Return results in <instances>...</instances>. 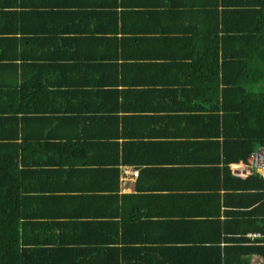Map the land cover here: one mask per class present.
Listing matches in <instances>:
<instances>
[{"label":"trees","instance_id":"obj_1","mask_svg":"<svg viewBox=\"0 0 264 264\" xmlns=\"http://www.w3.org/2000/svg\"><path fill=\"white\" fill-rule=\"evenodd\" d=\"M76 1L58 3L59 11H54L55 4H51V9L38 8L33 15L23 6L0 14V23L8 25L27 19L37 21L31 31L22 30L23 34L30 35L25 38L21 52L11 54L10 51L18 47L11 49L7 38L0 37V264H59L61 261L63 264H216L207 251L195 245L198 239L193 231L194 219H175L173 216L181 215L171 210L168 217H159L167 220H153L167 213L156 215L148 210V201L156 197L150 190L157 186L148 188L139 184L142 175L151 171H140L136 193H119V164L154 163L138 157L149 142L145 137H152L149 134L152 126L144 127L142 116L129 115L138 114L132 112L125 113L120 122V118L108 113L106 107L98 110L99 117L95 119V110L87 107V103L105 99L109 94L107 90L123 94V103L127 99L147 103L159 98L162 102L164 94L169 93L166 89L160 93V84L181 82L165 79L171 72H186L190 87L188 92H183V103L189 104V108L198 105L211 110L181 115L178 124L201 122L199 136L206 142L199 147L206 149V153H217V156L221 153L226 163L247 161L254 150L264 147V0H94V7L107 9L108 16L100 23L108 24L106 22L111 19L121 32H115L109 39L100 38L94 30L88 29L98 21L93 14L96 9L90 6L85 11L81 9L85 5ZM40 4L45 5L44 1ZM144 14L145 18L152 17L153 25L165 26L156 27L151 36L153 46L163 47L168 53L152 56L163 59L156 64L127 63L125 60L119 63L118 58L129 56L124 42L131 35L125 26L128 17L136 21L140 16L144 18ZM48 19L54 25H62L56 26L53 32L44 30L43 27H48ZM130 31H135L133 34L138 36L135 41L141 43L140 38L150 37L151 33L137 28ZM12 32L11 28L0 30L2 34ZM2 34L0 36H4ZM105 40L112 45L113 55L105 49ZM61 49H68L67 54ZM26 54L30 62L27 66L32 63L35 67L36 63L40 69L21 76L24 88L20 91L15 87L20 83L18 65L12 62ZM62 60L68 62L66 66L62 65ZM5 66L16 67L14 77L6 76L12 71ZM130 69L135 72L129 79L125 73ZM120 71L126 78L119 80L116 76L110 82L101 80L103 75L107 77L110 72L119 74ZM52 75H55L52 80L56 85L64 78L67 80L65 88L50 93V96L61 94L57 105L65 102L64 108L55 105L44 108L41 104L33 109L34 86L44 84L46 87L43 79L47 78L50 84ZM39 76L40 82L36 80ZM107 85H110L108 89ZM37 98L45 102L43 95ZM114 106L117 108L116 104ZM57 117L68 122L70 129L66 133L45 136L35 129L43 118ZM128 117L130 122H127ZM205 122L214 130L206 131ZM95 127H99L101 134ZM113 134L114 139H106ZM75 140L82 143V149L75 153L82 159L85 155L88 164L103 156L99 163L110 165L101 169L99 176L91 174V182L84 185V192L98 189L111 192L110 208L116 207V215L124 210L127 200L134 204L132 213H122V222L114 224L115 239L89 232L86 238L73 239L61 233L62 224L56 220V215L66 212L63 206L71 197L61 193L66 191L64 186V190L61 189L62 184L58 185L59 190L53 188L57 185L53 175L63 169ZM92 140H96L99 148L103 147L101 154L87 150L88 141ZM225 168L229 170L228 166ZM186 173L200 176L198 171H185L184 175ZM157 174L153 171L152 175L157 177ZM244 181L240 186L243 193L235 203L241 206L253 202L252 209L247 210L251 217L247 223L238 221L237 226L228 228L223 250L216 245L218 264H264V237L250 235L264 234V178L251 174ZM247 197L252 198L247 200ZM78 222H73V227L68 229L75 230ZM86 227L94 228L95 225ZM175 232L178 236L165 237ZM152 234L162 237L149 238ZM187 234L195 235L193 241L184 238Z\"/></svg>","mask_w":264,"mask_h":264},{"label":"crops","instance_id":"obj_2","mask_svg":"<svg viewBox=\"0 0 264 264\" xmlns=\"http://www.w3.org/2000/svg\"><path fill=\"white\" fill-rule=\"evenodd\" d=\"M42 1H44L45 5L40 4ZM69 1L71 2L72 0H37L36 2H34V0H0V14L14 8H22L23 6L28 8L29 12L32 11L31 13L33 15V12L37 11L38 8L44 7L45 10L43 11L51 9V4H55L54 11H59V7L57 6L58 3H69ZM181 1L182 0H179V2ZM186 1L189 2V0ZM76 2L85 5L81 6V9L87 11L90 6H93L94 0H77ZM94 8L96 10H93V14H95V19H97L98 21L91 24L88 29L94 30L96 36L108 39L112 37L115 32L116 34L121 33L119 30H117L118 27H115L114 21H112L111 19L106 22L108 24L100 23V21H105L106 16H108L106 8L100 6ZM62 16L61 20H63ZM137 19L138 20L136 21L130 19L129 17L127 19L129 20V22L125 26L129 29L127 33H131V35L127 36V41L124 42L125 50L127 51V54H129V56L126 58H118V61H120L119 63H122L124 60L127 61V63L139 64H146L148 62L156 64L163 62V59L152 56H154L155 54H167L168 50L163 47L162 49L161 47H154L152 44L153 36L151 35L152 32H155L156 27L158 29L165 26H157L159 24L153 25V23L150 22V20H152V17L145 18V14L144 18L140 16ZM27 20L31 21V23H25ZM27 20H25L23 23L20 22V24L12 25L0 23V30H9L10 28L13 30L12 33H0V35H4L0 37H6L7 42L11 43V49L16 46L18 47L17 49H12V51H10L11 54L21 52V46L23 42H25V38L29 37L30 35L23 34L22 30L31 31L34 27V24L35 26H37V21H34L33 19ZM37 24L42 26L43 23ZM46 24L48 27H43V29L50 32L55 31L56 26L58 27L62 25L61 23L59 25H54L49 21V19ZM134 28H137L138 31L140 29L147 30L148 33L151 32L149 33L150 37L140 38L142 43L139 41H135L137 40L136 37L138 38V36H135L133 34L135 33V31H130V29L134 30ZM139 33L143 32L140 31ZM148 38L149 40H146ZM103 42L104 46L107 45V48L105 49L108 52L111 51L113 55L114 49L111 48L112 45L110 43H105L108 42L106 40ZM121 50L123 49L120 48V51ZM61 51L67 54L68 49H61ZM28 54H26L25 57L20 56L16 59L13 58L14 60L12 62V64L18 65L17 70L20 83L15 87H17V89L20 91L24 88V85L21 82V76L27 75L30 71H36L40 69L36 63L35 67L32 65V63L30 67L27 66V63H30L27 59ZM63 61L64 60L61 61L62 65L64 63V65L66 66L68 62ZM4 68L6 70L12 71L9 72L6 76L14 77L16 70L15 66L10 68L5 66ZM132 72L134 73L135 71H133V69L126 71V77L130 79ZM54 76L55 75L51 76L50 84H48L47 78L46 80L43 79V82H46V87L44 84H40L37 87L34 86L35 89L33 90L35 92V99L34 104L32 105L33 109L36 106L41 107V104L44 106V108H50L54 105L55 107H60V109L64 108L65 102L57 105L60 101L59 95L61 94L50 96V93L54 89L65 88V82L67 80L64 78L63 81L61 80L59 85H56V82L52 80V77ZM116 76L119 80H121L122 78H126L121 74L120 71L119 74L110 72L107 77L106 75H103L101 80L110 82L115 79ZM188 78L189 75L186 72H171L165 80L176 79L177 81L181 82H172L171 84L166 86H161L160 84V93L163 89H166L167 93H169V95L167 96L166 94H164V101L162 102L159 98L157 101L147 103L134 102L131 99H127L126 102L123 103V94H118V92L114 90H107L109 91V94L105 99H100V102L98 100H95L93 102L87 103L89 105L87 107L93 108L95 110V119L99 117L98 110L101 109V107H106L108 113H112L115 118L117 116L118 118H120V122L125 113L132 112L138 114L129 115L142 116L143 121L141 122L144 127L152 126L151 132L149 133L150 135L152 134V137H145V139L149 142L147 143L143 151L139 149L140 153L138 157L147 161H154V163L147 162V164H143L142 166L123 163L119 164L118 168L119 171H121V185L119 193L120 195L125 193H136L137 181L138 178H141L140 171H151V173H148L147 175H142L143 180L139 184V186L141 187L149 186L148 188L157 186V188L155 187L156 189H149L151 193H156V197L154 198V200L148 201V210H152V212H155L156 215L162 212L167 213V216H158L156 218H153V220H167L160 219L159 217H168V215H170L169 213H171L172 211H176L181 215L173 216L175 219H178L179 217H188L186 220L194 219L196 221L194 223L196 226L193 228V231L195 232L198 239V241L195 242V245L200 247L201 250H204V252L207 251V255L209 257H212L210 259L214 263L218 264V262L216 261V259H218V247L216 248V245H219L220 249L223 250L224 245H226V240L224 239L227 238L226 235H229L228 228L230 229L237 226L236 222L238 221L247 223L249 221V218L251 217V213L247 212V210L252 209V206L254 205L253 202L251 204L252 206L247 204V206H238L235 203L239 195H242L243 192L241 191L244 190L243 187H240L241 184L243 186L245 184L244 179L250 176L249 158L247 161L240 160L237 162L226 163L223 154L221 155L220 153L219 156H217V153H213L212 155H210V153H206V149L199 147V144H201L203 141L206 142L205 140H203V137L199 136V131L201 130V122L198 123L196 120H194L192 123H190V125L183 124L182 122L178 124L177 121L179 120L181 115L184 116L187 113L195 112L208 113L211 110V108L205 110L204 108H200L198 105H191L192 107L189 108V104L183 103V92H188V88L190 87L186 82ZM36 80L40 82L42 79L39 76ZM92 80H94V78H92ZM53 82L55 84H53ZM105 87L106 89H108L110 85H107ZM38 95H40L41 97L43 95V98L45 97L44 103H42V98H37ZM101 103L103 104L101 105ZM62 104L64 105L62 106ZM114 104L117 105V108H115ZM53 112L58 113L55 110ZM166 118H168V120ZM111 120L113 119H110V121ZM150 120L151 122L153 121L152 124ZM127 122H130L129 117L127 118ZM40 123H38V129H35L38 130L39 133H45V136L48 135V133H66V131L70 129L68 122H66V119H64L63 117H57L51 120L43 118ZM98 128L99 127H95V130L98 131ZM205 128L206 131L214 130V128L208 125L206 122ZM106 132L107 131H105V133ZM98 134H101V132L98 131ZM115 137V134H113L111 136H108L106 139L112 140ZM53 138H55V136L51 137L50 139ZM211 139H213V137ZM100 141L105 142L106 140L100 138ZM92 142L93 140L88 141L89 145L87 147V150L93 152L95 155L101 154L103 152V147L99 148L96 140L95 142ZM81 145L82 143H79V141H74L73 146L68 150L69 154L67 156V161V157L63 158L65 159L64 161H66V163L62 167L63 169H61L59 173L55 172L53 175L54 181L57 184L54 185L53 188L57 187V190H59L60 186L58 185L62 184L61 189L64 190L65 187L66 191H63L61 193H66L65 195L71 197L67 199L65 203L66 206H63L66 212L64 214L60 213V215L57 214L56 217L58 218H56V220H59L62 224L61 233H64L69 238H86V235H88L87 232H89L92 235H102L101 238L108 237L111 239H115L114 224L122 222V213H132L131 209L133 208L134 204L127 200V202H125L124 210H120L116 215V207H114L112 210L110 208L113 199L111 192L104 191V189L84 192V185H89L91 182V174L99 176L100 170L108 168L110 167V165H101L99 163V160H101L103 156H99L98 158L93 159L96 162L88 164L86 162L85 155L82 159L80 157V154L77 155L75 153V151H77L78 149H82ZM111 153H115V151H111ZM226 166H228L229 170L225 168ZM134 168L139 171L137 177L126 175L123 172L131 171ZM153 171H157V177L152 175ZM173 171H175V173H172ZM185 171H198L200 176L197 177L195 175L187 173L184 175ZM71 186L73 188H71ZM77 187H79V189H77ZM101 194H108V196L102 198L100 196ZM249 198L252 197H247V200H249ZM62 200L64 202L63 198ZM229 211H231L232 213H230ZM188 212L190 213V216L187 215ZM75 221H79L77 224L79 225V227L75 228V230L68 229L69 226L73 227V222ZM106 222L109 223L105 226L104 223ZM82 225H95V227L89 228ZM119 234L121 235V231ZM158 235L162 237L161 234H152L148 237H157ZM174 236H178L176 232L165 235V237L167 238H173ZM188 237L193 241L195 235L190 236L189 234H187L184 238L189 239ZM140 238L143 239V237ZM171 246L174 247L175 244H171ZM180 261H182L181 258ZM183 263L188 264L185 262ZM59 264H63V262L61 261Z\"/></svg>","mask_w":264,"mask_h":264},{"label":"built area","instance_id":"obj_3","mask_svg":"<svg viewBox=\"0 0 264 264\" xmlns=\"http://www.w3.org/2000/svg\"><path fill=\"white\" fill-rule=\"evenodd\" d=\"M126 175H131L133 177L138 176V170L136 168L131 171H123ZM249 173H256L264 177V147H259L254 150L249 156ZM250 235L263 236L264 234L255 232Z\"/></svg>","mask_w":264,"mask_h":264},{"label":"clouds","instance_id":"obj_4","mask_svg":"<svg viewBox=\"0 0 264 264\" xmlns=\"http://www.w3.org/2000/svg\"><path fill=\"white\" fill-rule=\"evenodd\" d=\"M251 174H256V173H250V175H251ZM257 175H258V174H257ZM258 176H260V175H258ZM260 177H262V176H260ZM263 178H264V177H263Z\"/></svg>","mask_w":264,"mask_h":264}]
</instances>
